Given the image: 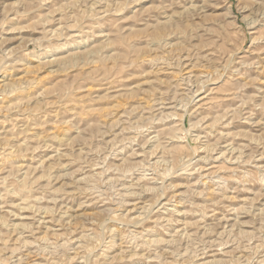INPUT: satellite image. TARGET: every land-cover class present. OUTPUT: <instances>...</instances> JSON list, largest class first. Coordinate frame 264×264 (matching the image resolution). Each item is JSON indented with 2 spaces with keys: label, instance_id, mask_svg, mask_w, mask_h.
Returning a JSON list of instances; mask_svg holds the SVG:
<instances>
[{
  "label": "rangeland",
  "instance_id": "obj_1",
  "mask_svg": "<svg viewBox=\"0 0 264 264\" xmlns=\"http://www.w3.org/2000/svg\"><path fill=\"white\" fill-rule=\"evenodd\" d=\"M0 264H264V0H0Z\"/></svg>",
  "mask_w": 264,
  "mask_h": 264
},
{
  "label": "bare ground",
  "instance_id": "obj_2",
  "mask_svg": "<svg viewBox=\"0 0 264 264\" xmlns=\"http://www.w3.org/2000/svg\"><path fill=\"white\" fill-rule=\"evenodd\" d=\"M184 106H185V104H184ZM171 115V114H170ZM172 138V137H171ZM177 138V137H176ZM172 139H174V138H172ZM147 241V240H146ZM155 241V240H154Z\"/></svg>",
  "mask_w": 264,
  "mask_h": 264
}]
</instances>
